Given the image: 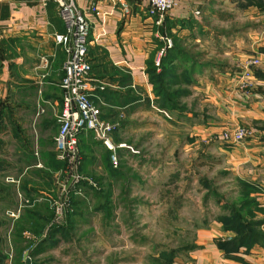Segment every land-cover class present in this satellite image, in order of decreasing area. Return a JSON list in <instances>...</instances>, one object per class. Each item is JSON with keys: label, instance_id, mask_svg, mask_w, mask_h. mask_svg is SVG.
Returning a JSON list of instances; mask_svg holds the SVG:
<instances>
[{"label": "rangeland", "instance_id": "374dc122", "mask_svg": "<svg viewBox=\"0 0 264 264\" xmlns=\"http://www.w3.org/2000/svg\"><path fill=\"white\" fill-rule=\"evenodd\" d=\"M244 1L211 0L205 15H194L197 25L190 34L178 37L190 56L213 66L197 75L193 86L185 87L190 91L180 100L185 111L171 114L147 105L135 109L126 129L121 128L127 125L124 120L112 123L116 141L127 145L117 148L120 163L114 167L111 162L114 174L109 154L92 137L85 148L79 146L80 162L76 166L65 163L66 179L61 182L66 189L65 206H60L59 213L54 206V223L68 228L66 234L58 236L57 247L31 255L41 237L25 231L24 242L17 248L22 253L17 257L14 252L15 261L159 264L156 258L174 251V264H188L213 226L229 233L217 239L218 247L234 239L233 232L223 230L220 218L228 214L225 206L240 197L239 179L256 184L260 192L254 195L259 201L264 199V120L247 119L204 134L199 127L207 123L218 127L225 121L218 114L222 112L219 106L194 88L230 72L241 100L264 96V13ZM172 45L173 40L166 39V47ZM158 63L160 57L157 67ZM239 131L246 133L242 141L226 140ZM235 149L243 151L235 154ZM7 209L0 208L3 231L11 224L5 216ZM73 211L76 214L69 222L67 215Z\"/></svg>", "mask_w": 264, "mask_h": 264}, {"label": "crops", "instance_id": "0c3cea01", "mask_svg": "<svg viewBox=\"0 0 264 264\" xmlns=\"http://www.w3.org/2000/svg\"><path fill=\"white\" fill-rule=\"evenodd\" d=\"M76 2L91 24L88 54L92 68V99L105 120L115 125L124 120L127 125L122 124L121 128L126 129L134 118L135 109L147 105L155 107L153 87L147 75L148 63L161 57L166 39L188 36L190 31L183 24L194 21L196 12L205 15L211 0H181L162 24L148 13L149 0H124L130 14L123 11L119 0ZM93 4L98 7L95 13L91 10ZM205 30L210 29L205 26ZM65 31L66 25L53 2L0 0V102L10 116L0 134V178L3 180L0 188L9 185L12 189L8 202L0 199V208L8 206L6 211L18 212L23 201H29L17 219L7 217L10 229H0V237L5 240L3 253L9 256L6 264L14 261V225L25 211L48 204L55 209L57 204H64L65 186L61 182L66 171L53 172L50 185L47 157L54 155L57 161L63 162L57 158L55 138L59 132L58 115L63 108L60 83L66 55L55 36ZM233 76L230 72L220 74L215 82L206 80L204 85L194 88L207 94L209 100L219 106L222 112L218 114L225 121L218 127H210L208 123L199 127L202 133H215L223 129L222 126L240 125L247 119L264 120V96L255 94L248 102L241 100ZM90 137L109 154L92 133L82 134L79 145L85 148ZM117 137V133L112 136L116 151L120 145H126L117 142ZM242 151L235 149L233 152ZM26 182L30 197L23 190ZM260 202L264 207V199ZM228 235L219 225L213 226L200 241L201 250L188 264H264V244L249 253L242 249L236 259L225 258V252L216 243L217 239Z\"/></svg>", "mask_w": 264, "mask_h": 264}, {"label": "trees", "instance_id": "16d2710c", "mask_svg": "<svg viewBox=\"0 0 264 264\" xmlns=\"http://www.w3.org/2000/svg\"><path fill=\"white\" fill-rule=\"evenodd\" d=\"M244 2L264 13V0H245ZM195 25H197L196 21L190 20L187 23H184L183 27L188 30H193ZM172 40V47H166L164 54L160 57L159 67H157L155 60L148 63L147 75L149 82L153 87L155 105H157L160 110L174 114V112L182 113L185 111V107L180 104L181 98L188 96L190 93L189 89L185 87L193 86L196 83L195 77L203 73L205 70H209L212 64L206 62L201 63L200 60L196 59V55L193 57L190 56L183 47L184 40L179 39L178 36L172 37ZM5 120L10 121V116L6 114L3 104L0 102V134L5 129ZM109 156L110 159H108L111 164L110 170L111 173L114 174L117 171L113 168L111 163L110 151ZM47 160L48 168L50 170V174H48L47 177L51 185L53 182V172H62L66 170V164L57 161L56 156L54 155H49ZM34 176L37 177L39 175L35 174ZM65 179L66 176H63V180ZM26 185H28V182L23 186V190L28 194ZM239 188V199L235 203L233 202V204L225 206L228 214L220 218L223 230L226 232H233L235 237L230 242L219 243V248L225 252L227 258L233 259L238 258L236 255L240 253L242 249H245V252L249 253L256 246L264 244V217H259V214L260 216L264 215V207L254 195L255 193L257 194L260 192L259 187L252 182L240 178ZM11 194L12 189L9 185L1 186L0 199L8 202ZM28 196L30 197V194H28ZM64 196L65 201L66 195ZM72 196H74V194H72ZM48 205L49 206L43 208L37 206L26 210L25 214L15 223L12 237L15 252L17 251V248L21 246L20 244L24 242L25 238L23 237V233L25 231H31L36 234L37 237H41L38 247L31 253V255L40 254L44 252L46 248H54L58 246V236L60 234H66L68 228L64 225H55V210L51 204ZM8 212L9 211H6V217H9ZM75 214L74 211L68 213L67 218L69 217V222H71V218ZM51 224L53 225L51 226ZM0 226H3L1 221ZM4 246L5 240L0 237V264H6V260L9 259V256L3 253ZM18 252L20 254L22 253L21 250L18 249L17 257ZM174 255V251H171L170 253L166 252L162 254L161 257L156 258V262L159 264H174ZM20 259L21 258L16 259V261L14 260L12 264H22L20 263L22 259L21 261Z\"/></svg>", "mask_w": 264, "mask_h": 264}, {"label": "built area", "instance_id": "2783aa9c", "mask_svg": "<svg viewBox=\"0 0 264 264\" xmlns=\"http://www.w3.org/2000/svg\"><path fill=\"white\" fill-rule=\"evenodd\" d=\"M48 1L56 5L57 13L66 25V31L55 36L56 43L63 46L66 55L64 75L60 83L63 93V108L58 115L59 132L55 138L57 158L71 166H76L81 160L80 137L82 134L92 133L97 141L113 153L111 161L114 167H118L120 158L116 154V147L112 140L115 125L102 118L101 110L92 99V68L88 56L90 21L87 14L79 8L76 0ZM180 1L149 0L148 13L156 17L159 24H162L165 17L179 6ZM119 4L126 14H130L129 6L124 0H119ZM91 10L94 13L97 12V4H93ZM199 14L196 12L194 15ZM245 137L246 133L239 131L235 137L227 136L226 140L238 143ZM125 147L124 144L120 145V148ZM8 181L12 182L13 179L8 178ZM65 192L64 188L63 193L65 194ZM26 205H29V201H23L18 212L9 211V217L17 219L21 209ZM56 206L57 213H59L65 203H59Z\"/></svg>", "mask_w": 264, "mask_h": 264}, {"label": "water", "instance_id": "95a60500", "mask_svg": "<svg viewBox=\"0 0 264 264\" xmlns=\"http://www.w3.org/2000/svg\"><path fill=\"white\" fill-rule=\"evenodd\" d=\"M28 264H30V259L28 260Z\"/></svg>", "mask_w": 264, "mask_h": 264}]
</instances>
